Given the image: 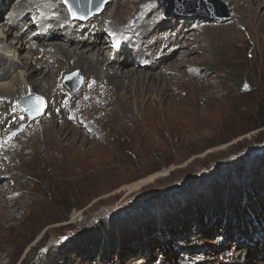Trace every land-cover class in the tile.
<instances>
[{
    "label": "rangeland",
    "instance_id": "374dc122",
    "mask_svg": "<svg viewBox=\"0 0 264 264\" xmlns=\"http://www.w3.org/2000/svg\"><path fill=\"white\" fill-rule=\"evenodd\" d=\"M214 1L175 15L155 0L162 38L193 42L192 55L176 46L154 70L144 59L142 75L155 76L135 84L128 105L119 106L120 91L85 100L80 124L69 122L78 135L41 138L35 154L2 152L16 167L0 174V264H58L63 254L70 264H264V10ZM62 2L73 20H90ZM107 45L113 55L131 49L118 37ZM137 61L131 53L123 69ZM63 84L76 95L82 73ZM40 97L38 117L36 96H25L20 112L42 117ZM101 221L107 240L117 232L133 240L94 262L74 256L79 230Z\"/></svg>",
    "mask_w": 264,
    "mask_h": 264
},
{
    "label": "bare ground",
    "instance_id": "6f19581e",
    "mask_svg": "<svg viewBox=\"0 0 264 264\" xmlns=\"http://www.w3.org/2000/svg\"><path fill=\"white\" fill-rule=\"evenodd\" d=\"M6 1L0 0V10L8 9L5 21L0 20V124L3 127L0 174L4 169L16 167L15 162H1L2 152L16 157L35 154L41 138L57 136L65 141L78 135L69 122L80 124L85 116V100L96 101L103 92L108 95L105 98L112 97L120 91L119 106L128 105L124 104V99L134 98L135 84L155 76L142 75L146 66L144 59L149 58L148 67L157 69L156 65L166 62L175 53L172 49L178 47V40L164 39L157 30L165 25V20L155 0H106L104 12L94 13L91 18L86 16L90 19L86 22L73 20L62 0H12L9 7ZM228 1L236 8L255 2V10H264V0ZM31 15L34 16L32 21ZM131 27L137 30L131 32ZM116 37L125 40L126 45L131 42L130 52L138 61L129 69H123L125 59L131 57L129 51L124 50V55L109 52L107 43ZM182 48L180 55L187 57L192 55L195 46L190 42L176 49ZM76 71L82 73L84 86L73 95L68 93L63 80ZM31 94L46 100V113L38 119L20 112V102Z\"/></svg>",
    "mask_w": 264,
    "mask_h": 264
},
{
    "label": "trees",
    "instance_id": "16d2710c",
    "mask_svg": "<svg viewBox=\"0 0 264 264\" xmlns=\"http://www.w3.org/2000/svg\"><path fill=\"white\" fill-rule=\"evenodd\" d=\"M100 223V227H98V224H89L83 230H79L78 234L74 238L75 240L71 244V252L74 256L82 259H86L89 256L93 258L92 260L94 262V260H97L99 258L102 259L109 249L116 250L117 248L121 247L122 243L126 241L131 242L133 240L132 237H128L123 232L112 234L107 240L105 236L102 235V233H105L104 231H106V226L103 224L104 227L102 229V223L104 222L101 221ZM194 224L196 226L198 225L197 222H195ZM105 239L107 241H105ZM142 247H144V245L141 246V249H143ZM136 249H130L128 250V253L139 254L142 252L141 250H138L140 248ZM63 256L65 257L63 259L65 260V262L60 261V263L58 264H70L68 262V257H66L67 254H63Z\"/></svg>",
    "mask_w": 264,
    "mask_h": 264
},
{
    "label": "water",
    "instance_id": "95a60500",
    "mask_svg": "<svg viewBox=\"0 0 264 264\" xmlns=\"http://www.w3.org/2000/svg\"><path fill=\"white\" fill-rule=\"evenodd\" d=\"M106 0H80L78 3L75 4L73 2L72 5V11H76L77 9L84 7L87 3H95L98 7V10H95L97 12H100L102 9V6ZM215 4L214 0H159V4L161 7H164L168 14H175V13H183L187 12L189 8L196 6V5H207L211 6L212 4ZM76 5V6H75ZM184 7V8H182ZM189 13V11L187 12ZM178 15V14H175ZM225 19V17H223ZM80 83L73 85V83H69V86L72 88V90H77L80 87ZM35 98V95H33ZM25 107V104L23 103V108ZM39 115H36L38 117Z\"/></svg>",
    "mask_w": 264,
    "mask_h": 264
},
{
    "label": "snow or ice",
    "instance_id": "6c2138e0",
    "mask_svg": "<svg viewBox=\"0 0 264 264\" xmlns=\"http://www.w3.org/2000/svg\"><path fill=\"white\" fill-rule=\"evenodd\" d=\"M68 0H65V3H67ZM69 11H71V9H69ZM73 17L74 18H77V19H83L84 17L82 16H77L75 12L72 13ZM44 101L41 97H36V101H35V106H34V110L36 112L37 115L41 114V110L44 106ZM27 111V109H25ZM15 135V133L13 134Z\"/></svg>",
    "mask_w": 264,
    "mask_h": 264
},
{
    "label": "built area",
    "instance_id": "2783aa9c",
    "mask_svg": "<svg viewBox=\"0 0 264 264\" xmlns=\"http://www.w3.org/2000/svg\"><path fill=\"white\" fill-rule=\"evenodd\" d=\"M136 202H130L129 205H122V209L121 211H126L128 209H131L134 208L133 206L135 205ZM112 213H110V210L107 211V212H101V216H111Z\"/></svg>",
    "mask_w": 264,
    "mask_h": 264
}]
</instances>
